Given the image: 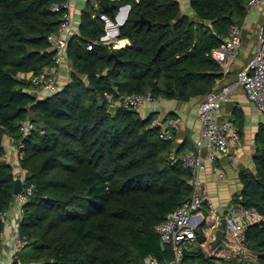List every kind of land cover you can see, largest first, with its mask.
Masks as SVG:
<instances>
[{"label": "trees", "instance_id": "obj_1", "mask_svg": "<svg viewBox=\"0 0 264 264\" xmlns=\"http://www.w3.org/2000/svg\"><path fill=\"white\" fill-rule=\"evenodd\" d=\"M69 1L0 0V215L12 207L21 170L24 185L34 187L20 224L31 244L17 264H144L149 256L169 262L173 252L161 248L155 227L191 196L189 170L171 164L174 141L149 128L155 114L143 118L119 98L150 92L157 100L204 99L222 77L211 52L232 25L243 26L250 0H88L68 41L69 80L37 102L29 77L53 65L48 37ZM111 6L114 14L131 6L117 36L130 45L120 49L102 42L101 17L116 23ZM141 18L152 23L149 31L136 24ZM29 112L34 131L17 168L4 161V139L19 144ZM237 131L243 132L239 123ZM254 141V169L240 171L234 201L263 219L248 226L244 247L227 240L232 259L215 261L202 247L211 246L221 218L207 202L198 246L183 264H264V124ZM4 229L0 220V250ZM245 248L255 257L243 258Z\"/></svg>", "mask_w": 264, "mask_h": 264}, {"label": "built area", "instance_id": "obj_2", "mask_svg": "<svg viewBox=\"0 0 264 264\" xmlns=\"http://www.w3.org/2000/svg\"><path fill=\"white\" fill-rule=\"evenodd\" d=\"M259 5H264V0H250L248 4L249 12ZM65 7L69 9L70 2ZM124 9L128 11L123 23L129 16L131 6H124L119 11L120 15ZM52 10L58 12L60 7L55 5ZM101 18L107 23L106 35L102 38V42L113 49H120L117 47L118 42H121L117 39L120 28L119 22L112 23L106 16ZM74 25V17L68 11L64 14L58 30L48 37L49 51L53 54V65L29 77L34 87L37 102L57 93L64 85L62 82L64 80L63 69L71 66L67 56L68 41L71 36L77 34ZM243 34V26L232 25L221 46L211 52V57L222 66V77L216 81L210 93L200 103V132L195 150L184 154L178 153L175 149L169 151L172 165L182 166L189 170V183L192 187V194L189 199L173 211L165 221L155 227L161 242L166 247L171 248L173 260L160 262L154 256H149L145 259L144 264H183V258L186 253L198 246L196 229L202 224L203 208L210 201L201 178V172L204 168V155L206 154L208 161L213 164V171L217 173L220 179H224L226 176L225 169L216 165L218 156H225L230 149L237 148L243 144L242 137L235 129L234 123L231 120H221L220 118L222 106L230 100L235 87H242L249 100L264 114V20L257 31V50L254 56L245 67L237 72L235 84L226 82L235 69L236 60L242 48ZM125 46L127 45L125 44L123 47ZM91 49L92 46H89V50ZM67 78L69 80L70 75ZM105 97L110 102L114 101L112 93H107ZM119 102L126 108L139 110L146 105L157 104L159 100L155 99L150 92L147 94L125 93L120 96ZM31 117L29 112L21 124L22 138L15 148L19 155L25 141L28 140L34 131ZM174 125L175 119L170 115H156L151 121L149 128L159 129L162 139L173 140ZM4 161L10 164L5 156ZM17 168H20V164ZM19 178L24 184L25 173L22 170ZM33 194L34 187L24 185L23 191L15 196L11 209L0 215V220L5 223V229L12 224V236L8 253L9 260L13 263H19L20 255L31 244V240L21 234L20 224L24 216V206L31 201ZM14 208L17 209L18 221L12 223L9 216ZM256 215L258 214L255 210H245L243 207L238 208L237 205L232 206L225 217L227 238L244 247L245 231L249 225L254 223ZM214 264L219 263L215 262Z\"/></svg>", "mask_w": 264, "mask_h": 264}, {"label": "crops", "instance_id": "obj_3", "mask_svg": "<svg viewBox=\"0 0 264 264\" xmlns=\"http://www.w3.org/2000/svg\"><path fill=\"white\" fill-rule=\"evenodd\" d=\"M69 2V11L74 17V29L75 32L78 33L81 13L86 7L88 0H70ZM263 20L264 5H259L248 13L243 23L244 34L242 38V48L237 57L235 69L226 80L228 84L236 83L237 72L245 67L254 56L257 50V31ZM121 43L130 45L128 40H122ZM63 70L62 75L64 80H62V82L65 84L68 81L67 77L70 75L71 66L65 67ZM202 101L203 98H197L189 102L161 99L157 104L146 105L139 109V113L141 111L144 118H148L151 114H155L154 117L156 115H171V117L175 119L173 138L175 145L174 149L181 154L190 153L195 150L197 141L199 140V107ZM220 115L221 120H231L235 117V120L243 126V132L240 135L243 144L237 148L230 149L227 155H219L217 158L216 165L226 171L224 179H220L213 171V164L208 161L207 155H204V168L201 172V178L204 182L205 192L208 193L210 197V205L213 214L218 215L219 218L222 219L226 217L227 211L232 206L237 205L238 208H241V205L238 203L235 204L234 201L236 195L242 190L239 173L243 169H254V139L260 124H264V114L249 100L242 87L236 86L230 100L222 106ZM238 123L234 124L236 130ZM4 146L6 148V159L9 161L10 165L18 167L20 164V155L15 151L17 146L15 141L10 136L6 135ZM17 216V209L14 208L11 210L9 216L12 223L18 221ZM254 219V223H257L263 218L260 215H256ZM11 233L12 224L4 230L2 237L3 244L0 250V264H17L9 260L8 250L10 249ZM215 237L216 233L212 238L215 239ZM202 248L206 255L215 258V261H225L233 257V251L227 245L225 248L213 249L211 244V246L204 245ZM246 253L250 254V251L245 249L243 251V258H248ZM193 264H197V261H193Z\"/></svg>", "mask_w": 264, "mask_h": 264}, {"label": "water", "instance_id": "obj_4", "mask_svg": "<svg viewBox=\"0 0 264 264\" xmlns=\"http://www.w3.org/2000/svg\"><path fill=\"white\" fill-rule=\"evenodd\" d=\"M123 7H121L119 9L122 10ZM114 6H111L109 8H107L106 10L113 13ZM131 11V10H130ZM129 11V13H130ZM114 14V13H113ZM120 16V12H118L117 14H114L115 20L118 21ZM127 21V20H126ZM125 21V23H126ZM125 23L120 24V27L123 26ZM136 24H140L141 27H143L144 25H147V31H149L152 27V23L144 18H141L139 20L136 21ZM164 46H161V48L158 50L157 54H156V58L161 54V52L163 51ZM118 63V60H117ZM35 104L32 106V109L34 108ZM131 112L133 113H138V109L133 108L131 109ZM24 189V184L22 182V180L20 178L15 180V188H14V194L15 196L19 195ZM225 227H226V218H222L221 219V226L220 228L216 231V237L214 239V241L212 242V248L216 249V248H225L226 244L225 242L227 241V235H226V231H225ZM161 248L162 249H166V246L161 242Z\"/></svg>", "mask_w": 264, "mask_h": 264}, {"label": "bare ground", "instance_id": "obj_5", "mask_svg": "<svg viewBox=\"0 0 264 264\" xmlns=\"http://www.w3.org/2000/svg\"><path fill=\"white\" fill-rule=\"evenodd\" d=\"M127 11H128L127 9H124V10L122 11V13H121V15H120V17H119V19H118L119 24H122V23L124 22V20L126 19ZM122 44H123V43L118 42L117 46H120V48H121V47L123 48L124 44H123V46H122Z\"/></svg>", "mask_w": 264, "mask_h": 264}, {"label": "rangeland", "instance_id": "obj_6", "mask_svg": "<svg viewBox=\"0 0 264 264\" xmlns=\"http://www.w3.org/2000/svg\"><path fill=\"white\" fill-rule=\"evenodd\" d=\"M181 2H183V3H185V2H187L188 0H180ZM188 13H190L189 11H188ZM118 48H120V46H117ZM139 111V110H138ZM140 114H141V116L144 118V116H143V114H142V112L140 111ZM16 172H17V170H16ZM217 174V173H216ZM16 175H18V173L16 174ZM246 249V248H245ZM244 249V250H245ZM248 250V249H247ZM248 251H250V250H248ZM247 254V253H246ZM245 254V255H246ZM247 256H248V259H251V258H254L255 257V255L250 251V254H247ZM251 256H254V257H251Z\"/></svg>", "mask_w": 264, "mask_h": 264}]
</instances>
